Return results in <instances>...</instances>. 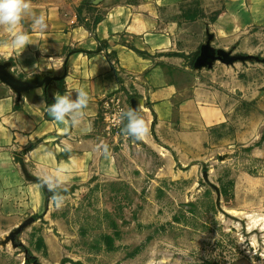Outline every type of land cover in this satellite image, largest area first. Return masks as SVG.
Returning <instances> with one entry per match:
<instances>
[{
    "label": "crops",
    "instance_id": "1",
    "mask_svg": "<svg viewBox=\"0 0 264 264\" xmlns=\"http://www.w3.org/2000/svg\"><path fill=\"white\" fill-rule=\"evenodd\" d=\"M205 45L216 56L264 57V0H0V65L34 87L0 81V223L40 213L44 189L100 170L109 138L100 111L114 95L135 100L139 128L154 123L182 160L202 159L220 131L257 142L261 65L197 68ZM252 154L264 159V146Z\"/></svg>",
    "mask_w": 264,
    "mask_h": 264
},
{
    "label": "rangeland",
    "instance_id": "2",
    "mask_svg": "<svg viewBox=\"0 0 264 264\" xmlns=\"http://www.w3.org/2000/svg\"><path fill=\"white\" fill-rule=\"evenodd\" d=\"M248 58L242 65H261L262 76L264 57ZM125 104L99 171L44 189L40 213L1 221L0 264H264V159L252 154L264 124L257 142L220 131L202 159L186 161L139 128L145 110Z\"/></svg>",
    "mask_w": 264,
    "mask_h": 264
},
{
    "label": "water",
    "instance_id": "3",
    "mask_svg": "<svg viewBox=\"0 0 264 264\" xmlns=\"http://www.w3.org/2000/svg\"><path fill=\"white\" fill-rule=\"evenodd\" d=\"M245 59H249L248 57H240V58H228L226 55H218L216 56L213 51H211L208 45H205L202 49L201 56L196 60L195 66L197 68H202L206 66H210L214 61H220L223 64L230 65L233 64L235 61L240 60L244 61ZM0 81L11 87L16 92H27L34 87L31 85H27L26 83L20 82L16 80L4 66L0 65ZM132 109L135 112L137 110L136 101L133 100Z\"/></svg>",
    "mask_w": 264,
    "mask_h": 264
},
{
    "label": "built area",
    "instance_id": "4",
    "mask_svg": "<svg viewBox=\"0 0 264 264\" xmlns=\"http://www.w3.org/2000/svg\"><path fill=\"white\" fill-rule=\"evenodd\" d=\"M128 111L125 102L116 95L111 96L103 102L100 117L105 126L107 135L110 136L120 131Z\"/></svg>",
    "mask_w": 264,
    "mask_h": 264
},
{
    "label": "trees",
    "instance_id": "5",
    "mask_svg": "<svg viewBox=\"0 0 264 264\" xmlns=\"http://www.w3.org/2000/svg\"><path fill=\"white\" fill-rule=\"evenodd\" d=\"M194 61H195V59H193V63H194ZM154 126H155V124L153 123L152 124V133H153L154 136H156L155 135V131H154ZM74 264H81V263H74Z\"/></svg>",
    "mask_w": 264,
    "mask_h": 264
}]
</instances>
